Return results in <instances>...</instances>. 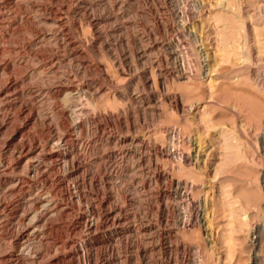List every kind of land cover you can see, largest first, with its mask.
Instances as JSON below:
<instances>
[{"label": "rangeland", "instance_id": "obj_1", "mask_svg": "<svg viewBox=\"0 0 264 264\" xmlns=\"http://www.w3.org/2000/svg\"><path fill=\"white\" fill-rule=\"evenodd\" d=\"M0 59L10 62L8 71L0 68V85L14 79L0 102L12 126L0 138L18 148L10 154L0 142V160L20 161L4 175L48 163L35 144L65 152L72 143L79 152L76 163L55 158L53 164L75 194L78 185L80 197L69 199L71 211L52 216L50 238L21 251L41 254L17 264H48L74 246L86 251L84 243L94 240L96 263L83 254L57 264H211L215 245L226 264V226L232 236L235 221L243 225L240 234L255 224L264 234V0H0ZM28 110L31 119L24 121ZM156 168L165 177L157 179ZM55 184L23 183L10 209L41 211L60 197ZM99 201L103 210L117 207L112 215L119 219L95 231L58 225L96 220L91 207ZM234 202L250 215H227ZM61 239L71 242L60 245ZM262 245L255 249L259 263ZM15 247L0 233V253Z\"/></svg>", "mask_w": 264, "mask_h": 264}, {"label": "bare ground", "instance_id": "obj_2", "mask_svg": "<svg viewBox=\"0 0 264 264\" xmlns=\"http://www.w3.org/2000/svg\"><path fill=\"white\" fill-rule=\"evenodd\" d=\"M60 34V33H59ZM65 35H66V33H64ZM63 35V34H62ZM59 36V35H58ZM42 37V36H41ZM66 37H68V36H66ZM53 38V37H52ZM56 38V37H55ZM54 38V39H55ZM60 38H61V35H60ZM59 38V39H60ZM58 39V40H59ZM63 39H65L64 37H63ZM56 41V40H55ZM35 42H36V40H35ZM59 42V41H58ZM68 42H69V40H68ZM61 44V43H60ZM55 46H56V44H54ZM64 45V44H63ZM76 45V44H75ZM33 46V45H32ZM38 46V45H37ZM36 46V47H37ZM44 46V45H43ZM35 47V48H36ZM38 47H40V46H38ZM69 47V46H68ZM75 47V46H74ZM34 48V49H35ZM54 48H56V47H54ZM57 49V48H56ZM55 49V50H56ZM59 49V48H58ZM70 49V48H69ZM71 50V49H70ZM66 51H68V50H66ZM46 52V51H45ZM72 52V51H71ZM73 52L74 53H76V54H80L81 53V51H79L78 49H73ZM70 54H72V53H70ZM44 55V54H43ZM75 55V54H74ZM9 56V55H8ZM49 56H50V54H49ZM57 56V55H56ZM78 56H81V54L80 55H78ZM58 57V56H57ZM73 57V56H72ZM77 57V56H76ZM13 58H15V57H13ZM45 58V57H44ZM7 59V58H6ZM1 60V59H0ZM7 60H9V59H7ZM7 60H3V61H0V68H2V69H4V71L5 70H7L8 71V68L10 67V62L9 61H7ZM56 60V59H55ZM80 60V59H79ZM17 62V61H16ZM3 70H1V72H2ZM9 73V72H8ZM3 75V74H2ZM208 75V74H207ZM182 76V75H181ZM201 77V76H200ZM6 78V77H5ZM4 78V79H5ZM13 78V77H12ZM11 77H8L7 79H5L2 83H1V85H0V102L2 101V98L4 97V98H9V96H10V93H9V91H11L10 89H12V88H10V87H12V84H13V82H14V79H12ZM210 78H212V77H210ZM219 83V82H218ZM64 86V85H63ZM15 87V86H14ZM18 89V88H17ZM14 91V90H13ZM76 91V90H75ZM68 92V91H67ZM77 92V91H76ZM13 93H15V92H13ZM24 93V92H23ZM67 94V93H66ZM65 94V95H66ZM69 94V93H68ZM9 95V96H8ZM15 95V94H14ZM16 95H18V94H16ZM174 96V95H173ZM68 97V96H67ZM12 98V97H11ZM11 98H10V100H11ZM16 99V98H15ZM5 100H7V99H5ZM5 100H4V102H5ZM17 100V99H16ZM12 102L14 101L13 99L11 100ZM179 101V100H178ZM18 102V101H17ZM21 102V101H20ZM23 102V101H22ZM6 103V102H5ZM16 103V102H15ZM7 104H11V102H7ZM6 104V105H7ZM14 104V103H13ZM173 104H174V106L175 107H178V102H177V100H174L173 101ZM16 105V104H15ZM172 105V104H171ZM180 105V104H179ZM8 106H10V105H8ZM17 106H19L18 104H17ZM20 106H22V105H20ZM170 106V105H169ZM182 106V105H181ZM5 107V106H4ZM16 107V106H15ZM60 107V106H59ZM174 107V108H175ZM185 107V106H184ZM6 108H7V106H6ZM19 109V107H16V109ZM24 108V107H23ZM23 108L22 107H20V111L21 110H23ZM26 108V107H25ZM29 108V107H28ZM182 108V107H181ZM180 108V109H181ZM15 109V110H16ZM32 109V108H31ZM177 109V108H176ZM60 110V109H59ZM174 110V109H173ZM29 111V110H28ZM177 111V110H176ZM1 112V111H0ZM17 112V111H16ZM24 112V111H23ZM31 112V110L29 111V113ZM58 112V111H57ZM62 112V114L61 115H63V117L62 118H64L65 119V114H64V111H61ZM183 112V111H182ZM19 113V112H18ZM17 113V114H18ZM28 113V112H27ZM28 113V114H29ZM2 114V113H1ZM3 114H5L4 112H3ZM8 114V113H7ZM14 114V113H13ZM23 114V113H22ZM25 115V114H23V119H24V121H28L29 119H31L30 118V116L32 115L31 113L29 114V115ZM8 116V115H7ZM7 116H5L6 118H7ZM12 116V115H11ZM18 116V115H17ZM22 116V115H21ZM15 117V116H14ZM33 117V116H32ZM38 117V116H37ZM46 117V116H45ZM19 118V117H18ZM22 118H20L21 119V121H23L22 120ZM61 118V119H62ZM75 118V117H74ZM115 118V117H114ZM242 118V117H241ZM12 119V118H11ZM107 119V118H106ZM75 120V119H74ZM77 120V119H76ZM242 120V119H241ZM36 121V120H35ZM93 121V120H92ZM116 121H117V117H116ZM10 122H11V120H10ZM32 122V121H31ZM72 122V121H71ZM98 122V121H97ZM23 123V122H22ZM64 124H65V126H67V129H71L70 128V125L69 124H67V122H63ZM104 123V122H103ZM7 124H8V121H7ZM6 123H5V121H4V119H3V115H0V135H2L3 134V132H5L6 130V126H8ZM47 124V123H46ZM77 125V124H76ZM9 126H12V124L10 125L9 124ZM8 126V127H9ZM29 126V125H28ZM36 126V125H35ZM12 128V127H11ZM49 128V127H48ZM7 129H9V128H7ZM27 129V128H26ZM12 130V129H11ZM13 131L16 133V134H21V132H22V128H20L19 126H14V128H13ZM46 131V130H45ZM47 131H49V130H47ZM69 132H70V130H68ZM43 133H44V131H43ZM168 133H170V132H168ZM67 134V133H66ZM175 134V133H174ZM62 136H64V135H62ZM170 136V135H169ZM171 136H172V134H171ZM24 137V136H23ZM61 137V136H60ZM59 137V138H60ZM174 137V136H173ZM172 137V138H173ZM64 138V137H63ZM76 138H77V136H76ZM221 138V137H220ZM21 139H23V138H20V140ZM52 139V138H51ZM71 139H72V137H71ZM261 139L263 140V138L261 137ZM19 140V139H18ZM64 141H66L65 139H63ZM62 140V141H63ZM172 140V139H171ZM170 140V141H171ZM222 140V139H221ZM228 140V139H227ZM72 141H73V139H72ZM90 141V140H89ZM0 142L2 143V145H3V147H5V149H7V152H10V154H13V153H15V150L16 149H18L16 146H14L11 142H10V140H8V138L6 137V138H4V136H3V139L2 138H0ZM52 142V141H51ZM55 142V141H54ZM58 141H56V143H57ZM0 143V144H1ZM20 143H21V141H20ZM43 143V142H42ZM45 143V142H44ZM47 143V142H46ZM64 143H66V142H64ZM71 143V142H70ZM78 143V142H77ZM76 143V144H77ZM173 143V142H172ZM223 143V142H222ZM230 143V142H229ZM15 144V143H14ZM40 144V143H39ZM55 143H53V145H54ZM57 144H59V143H57ZM84 144V143H83ZM168 144V143H167ZM170 144V143H169ZM220 144V143H219ZM219 144H218V146H219ZM17 145H19V144H17ZM26 144L25 143H22L21 144V146L20 147H23V146H25ZM27 145H29V144H27ZM46 145V144H45ZM45 145H43V144H41V145H38V144H35V145H33V146H31V147H33V149H35V151L37 152V154H39L40 155V157L41 158H44V159H47V160H49V162L48 163H42L43 162V160H42V162L40 161V160H38L35 164H33V165H31V166H28L27 167V169H26V171H25V175H21V174H16V175H11V176H9V177H6L4 174H5V172H14L13 170H15V168L17 167V165H19V162L20 161H17V162H15V163H17V164H11L12 162H8L7 160H0V165H1V167H3V170L0 172V233H2V235H5V236H8V237H10V238H12V240H13V244H14V248H16L15 246H19V249H16L17 251H15V250H4L3 249V251L0 253V264H17V263H20V261H22V260H24V259H26V260H30L32 257H35L36 255H40L41 253L40 252H36L35 253V251L33 252V253H35L34 255H32L31 256V253H30V256L29 255H24L21 251L22 250H24V249H26V248H29L32 244H31V242L32 241H34V240H36L38 243H43L44 242V240L45 239H48V237H49V234H50V232H49V230H51V228L55 225V223H54V220H53V215H57V214H60V215H63V214H65L67 211H69L70 210V208L72 207L71 206V204H70V200H73V197H75L76 196V194H77V198L78 197H80V191H79V187H78V185L76 186L78 189H77V192H76V194L71 190V186H70V184L67 182V181H64V178L63 179H61L60 178V176H58L57 175V171H56V169H54V162L53 161H55V158H58V159H61V158H63V159H65V161L68 163V162H70V163H74L75 162V159H77L76 158V153L78 154L79 152H77V149L73 146V144L71 143V148H70V151H65V152H60L58 149H55V150H50L48 147V149L46 148V146ZM66 145V144H65ZM78 145V144H77ZM76 145V146H77ZM143 145V147L144 146H146V143L144 142V141H141V146ZM177 146V145H176ZM180 146V145H179ZM149 147V146H148ZM158 147V146H157ZM264 147V146H263ZM54 148V147H53ZM61 148V147H60ZM59 148V149H60ZM85 148V147H84ZM151 148V147H150ZM156 148V147H155ZM159 148V147H158ZM172 148V147H171ZM179 148H181V146L179 147ZM62 149V148H61ZM157 149V148H156ZM85 150V149H84ZM84 150H82V152L84 151ZM150 150V149H149ZM159 150V149H158ZM264 150V149H263ZM18 151V150H17ZM168 151V150H167ZM166 151V152H167ZM177 151V150H176ZM257 151V150H256ZM25 152H26V150H25ZM81 152V151H80ZM30 153V152H29ZM174 153V152H173ZM172 154V153H171ZM262 154V153H261ZM185 156H187V155H184L183 153H181L180 152V158H184ZM189 156V155H188ZM232 156V155H231ZM142 157V156H141ZM230 157V156H229ZM33 159V158H32ZM40 159V158H39ZM186 159V158H185ZM226 159H228V158H226ZM26 160V159H25ZM24 160V161H25ZM35 160H36V158H35ZM62 160V159H61ZM60 160V161H61ZM183 160V159H182ZM45 161V160H44ZM77 161V160H76ZM222 161V160H221ZM62 162V161H61ZM60 162V163H61ZM65 162V163H66ZM32 163V162H31ZM59 163V162H58ZM76 163V162H75ZM26 165V164H25ZM227 165V164H226ZM24 166V165H23ZM56 166V165H55ZM158 167V166H157ZM25 169V168H24ZM1 170V169H0ZM156 170V173H155V175H156V178L157 179H159V178H162V177H165V174H167V172L165 173V172H161L160 170H159V168H158V170H157V168L155 169ZM17 172V171H16ZM66 178V177H65ZM261 178L263 179V177L261 176ZM6 179H8V181H6ZM54 179V181H56V184H55V187H54V190H55V193L58 195L59 194V198H55L56 200H54V201H52L53 203L52 204H50L49 203V205L48 204H46V205H44L43 204V209L40 211V209H39V211L38 210H33L34 212H30L29 214H26V212L25 213H23L22 215H20L19 214V210L17 209L18 208V206H14L13 208H11L10 209V205L12 204V202L13 201H15V197H17L18 195L17 194H19V192H21V190H22V188H23V183H34V182H36V181H38V180H41V181H44V182H50V181H52ZM166 179V178H165ZM164 179V180H165ZM92 180V179H91ZM76 181V182H75ZM74 181V183H78V181L77 180H75ZM93 181V180H92ZM264 181V180H263ZM81 182V181H80ZM177 183V182H176ZM251 183V182H250ZM253 183V182H252ZM50 184H52V183H50ZM71 184H73V183H71ZM253 185V184H252ZM256 185V184H255ZM258 185V184H257ZM261 185V184H260ZM80 186V185H79ZM75 188V187H74ZM262 188V187H261ZM187 189V188H186ZM25 190V189H24ZM28 190V189H27ZM182 190H184V189H182ZM236 190V189H235ZM235 190H234V192H235ZM75 191H76V188H75ZM228 191V190H227ZM49 192V191H48ZM51 192V191H50ZM79 192V193H78ZM84 192V191H83ZM182 192V191H181ZM187 193V192H186ZM22 194V193H21ZM263 194V196H264V193H262ZM26 195V194H25ZM84 195V194H83ZM87 195V194H86ZM182 195V194H181ZM6 196H9V198H6ZM28 196V195H27ZM220 196V195H219ZM218 196V197H219ZM51 197V196H50ZM75 197V198H76ZM217 197V198H218ZM14 198V199H13ZM20 198H21V196H20ZM18 199V198H17ZM27 199V198H26ZM36 199V198H35ZM70 199V200H69ZM230 199V198H229ZM222 200V199H221ZM97 201V200H96ZM225 201V200H224ZM226 201H227V199H226ZM242 201V200H241ZM49 202V201H48ZM47 202V203H48ZM220 202V201H219ZM35 204H36V202H34ZM45 203H46V201H45ZM214 203V202H213ZM230 203V202H229ZM249 203V202H248ZM95 204V203H94ZM222 204H223V202H222ZM221 204V205H222ZM225 205L224 206H226V204L227 203H224ZM232 204V203H231ZM246 204V203H245ZM262 204V203H261ZM13 205V204H12ZM41 205V204H40ZM102 205H103V203H102V201H99V202H97L93 207H91L92 208V211H93V214H97V219L96 220H94V221H92L91 222V220L89 219V218H80V219H75L76 221L75 222H73V221H65V220H61V221H59V226L61 225H64L65 227L68 225V223H69V225H70V223H72V225H76V224H79V225H84L85 226V228L87 227L88 229H89V231H91L92 230V228H93V230L94 229H96V227H97V225H98V223H100V222H103V221H107V220H111V222L113 221H115L116 219H119L118 217H117V213H116V215H112L113 214V211L115 210V209H117V207H115V206H108L107 208H105L104 210L101 208L102 207ZM214 212H215V214L216 215H218V212H219V209H220V207H219V204H218V202L216 201L215 203H214ZM220 205V206H221ZM229 205V204H228ZM238 205H240V204H237V203H235L234 202V204H233V207H231V208H229L228 210H229V212H227V211H225V212H227L228 214L227 215H229L230 213L231 214H234V215H236L237 216V218L239 219H243V217H241V216H243V215H245V218H246V216H248V215H250V213L248 212V211H245V210H243V208H242V210L244 211H242L241 210V206H238ZM263 205V204H262ZM92 206V205H91ZM223 206V205H222ZM243 206V205H242ZM247 206H248V204H247ZM261 206V205H260ZM42 207V206H41ZM255 207V206H254ZM224 208V207H223ZM233 208V209H232ZM252 208V207H251ZM21 209V208H20ZM119 209V208H118ZM246 209H248L247 207H246ZM261 209V208H260ZM23 210V209H22ZM28 210V209H27ZM26 210V211H27ZM120 210V209H119ZM220 210H223L222 209V207H221V209ZM253 210V209H252ZM71 211V210H70ZM212 211H213V208H212ZM28 212V211H27ZM117 212V211H116ZM119 212V211H118ZM252 212V211H251ZM122 213V212H121ZM223 213H224V211H223ZM222 213V215L224 216V215H226L225 213L223 214ZM255 213V212H254ZM260 213V212H259ZM24 214L26 215L25 217H28V219L29 220H27V221H29L27 224H22L23 223V220H24ZM124 214V213H123ZM214 214V213H213ZM230 214V215H231ZM92 216V215H91ZM90 216V217H91ZM220 216H221V214H220ZM85 217V216H84ZM219 217V216H218ZM63 218V217H62ZM69 218V217H68ZM216 218V217H215ZM236 218V217H235ZM256 218V217H255ZM259 218V217H258ZM89 219V220H88ZM94 219V218H93ZM229 220H230V218H228ZM232 219H234V218H232ZM231 219V220H232ZM253 219V218H252ZM79 220H81V222L79 221ZM220 220V219H219ZM248 220V219H247ZM250 220V219H249ZM254 220V219H253ZM190 221V220H189ZM228 221V220H227ZM226 221V224L225 225H230V221L229 222H227ZM234 221L235 220H232L231 221V224H233L234 223ZM245 222H246V220H244ZM244 221H242L243 222V224H244ZM233 222V223H232ZM236 222V226L237 227H235V231H237V234L236 235H231L233 232H234V230H233V228H232V230H231V228L229 227V226H226V228H230L229 230L228 229H226L225 228V230L226 231H224V232H226L225 234L227 235V234H229V236L228 237H225L224 236V232H222L223 234V237H225V238H227V240L225 241L226 242V245H224L225 246V254H223V255H226V264H264V259L262 260V261H260V263L258 262V256H257V252H258V250H255L256 248H258V247H260V246H258L259 245V243H261V244H263L264 245V234L261 232V229H263V228H259L258 227V225L257 224H255V225H253L252 227H249L246 231H245V236L243 235V234H240L239 232H238V229L242 232L243 230H241V226H240V222H238V221H235ZM251 222V221H250ZM258 222V221H257ZM120 223V222H119ZM186 223V222H185ZM191 223V222H190ZM218 223V222H217ZM223 223V222H222ZM228 223V224H227ZM248 223V222H247ZM260 223V222H259ZM262 223V222H261ZM183 224V223H182ZM219 224V223H218ZM263 224V223H262ZM99 225H101V224H99ZM111 225V224H110ZM225 225H223V226H225ZM242 225V224H241ZM250 225V224H249ZM84 226H82V227H84ZM214 226H218V225H215L214 224ZM243 226V225H242ZM16 227V228H15ZM15 228V229H14ZM79 228V227H78ZM243 229H244V227H242ZM92 230V231H93ZM97 230V229H96ZM88 231V232H89ZM95 231V230H94ZM227 231H230V233L229 232H227ZM232 231V232H231ZM263 231V230H262ZM264 232V231H263ZM221 235V236H222ZM249 235H253V236H255L256 235V237H255V239L253 240V241H251L249 244H246V242H245V237H247V236H249ZM252 236V237H253ZM50 238V237H49ZM219 238V237H218ZM225 238H224V240H225ZM54 240H55V238H53ZM93 239V238H92ZM221 239V238H220ZM21 241V242H20ZM217 241V240H216ZM249 241V240H248ZM54 242V241H53ZM70 242L71 241H69V240H60L59 241V244L60 245H64V246H66V245H68V244H70ZM84 242V241H83ZM215 241L213 240V243H214ZM217 242H219V241H217ZM222 242V241H221ZM225 242H223L224 244H225ZM248 243V242H247ZM34 244V243H33ZM57 244V243H56ZM99 244V242H98V240H94V241H88V243H84V248H85V250L86 251H83L82 253H81V251L79 250V249H77L75 246H74V248H72V251H69V252H67V253H65L64 252V254H62L61 256H52L50 259H48V264H57V263H59V259H60V257L62 258V259H68L69 261H72L75 257L76 258H80V256L82 255L83 256V254H85V256H87L88 257V259L89 260H91V256H92V261H93V263H96V260H97V255L95 254V252H93V250L92 249H96V246ZM217 244V243H216ZM219 244H220V242H219ZM222 244V243H221ZM220 244V245H221ZM102 245V244H101ZM214 245V244H213ZM262 245V246H263ZM224 246H223V248H224ZM258 246V247H257ZM13 248V247H12ZM213 248V247H212ZM220 246L218 247V246H216L215 245V247L212 249V257H210V258H212V263L211 264H221V251H220ZM31 249V248H30ZM48 249V248H47ZM222 249V248H221ZM27 250V249H26ZM30 252H31V250H29ZM28 251V252H29ZM33 251V250H32ZM45 251H47V250H45ZM103 251V250H102ZM245 251H248V256H247V254L244 256V252ZM257 251V252H256ZM262 253H263V251H261ZM25 253H27V252H25ZM40 253V254H39ZM259 253V252H258ZM94 256H93V255ZM102 254V253H101ZM107 254H110V253H107ZM261 254V253H260ZM45 256V255H44ZM262 256V255H261ZM264 256V255H263ZM86 257V258H87ZM110 257V256H109ZM246 257H248V260L246 259ZM250 257V258H249ZM37 258V257H36ZM42 258V257H41ZM44 258V257H43ZM85 258V257H84ZM107 258V257H106ZM35 259V258H34ZM81 259V258H80ZM87 259V260H88ZM224 259V260H225ZM249 259H250V261H249ZM245 260H247V261H245ZM73 262V261H72ZM71 262V263H72ZM98 262V261H97ZM22 263V262H21ZM70 263V264H71ZM90 263V262H89ZM92 263V262H91ZM225 263V262H224ZM74 264V263H73ZM77 264H78V262H77Z\"/></svg>", "mask_w": 264, "mask_h": 264}]
</instances>
